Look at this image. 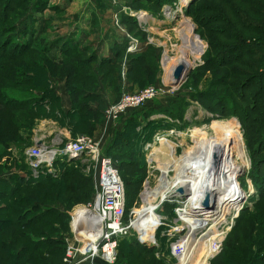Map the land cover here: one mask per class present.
Returning a JSON list of instances; mask_svg holds the SVG:
<instances>
[{
    "label": "rangeland",
    "instance_id": "1",
    "mask_svg": "<svg viewBox=\"0 0 264 264\" xmlns=\"http://www.w3.org/2000/svg\"><path fill=\"white\" fill-rule=\"evenodd\" d=\"M39 1L42 9L38 12L33 11L36 0H28V9L18 8L8 15L9 21H17L29 11L18 22L19 34L29 26L33 35H43L47 43H52L59 36V39H65V35L71 36L74 32L77 34L73 35L74 39L81 38L84 46L89 48L87 56L84 55L87 58L92 48L103 53L108 47L122 53L112 67L99 68L95 63H89L91 78L89 74L87 77L94 83L90 93L97 95V100L89 103L103 113L100 121L95 123L93 133L89 132L91 117H75L70 113L71 104L67 105L69 111L66 112L64 99H54V92L69 97L66 84L54 75L50 76L46 68L32 69L35 85L45 92L39 98L48 99V103L32 113L36 115L32 126L23 128L27 126L24 125L18 129L17 140L8 149L0 147L1 166L9 164L0 174L8 178L15 173L26 176L29 167L24 162L25 154L38 138L45 146L62 148L79 136L91 137L99 143L100 155L110 157L117 168L125 192L123 221L127 226L134 224L137 213L144 208L142 199L146 192L151 193L147 202L152 206L158 204V197L167 189L168 197L153 212L160 221L156 226L158 229L154 227L156 230H153L154 243L147 244L148 239L140 238L134 231L135 225L122 240L155 249L153 254L140 258L136 264H179L184 238L189 231L188 222L192 221L187 222L189 219L184 216L187 197L183 196V191L170 194L174 180L181 174L175 171L176 165L182 163L187 151L197 149L199 139L214 137L215 128L230 129L239 138L245 168L233 176L237 192L224 218L225 223L213 231L208 228L196 235L205 241L213 234L222 239L213 247L214 256L207 264H264V88L261 86L262 96L248 111L243 126L233 116L231 106L234 103L240 110L248 107L250 103L239 102V95L243 98L241 93L244 94L246 89L239 83L246 82L247 76L254 75L252 72L256 69L262 71L257 72L261 79L264 61L261 64L258 59L252 61L243 55L226 67L219 66L226 51L238 45V39H246V45L250 47L254 42L252 39L261 37L257 28H264V0H194L191 4L192 0H160L156 4L155 0ZM127 19L135 20L136 24ZM186 22L190 24L187 28ZM125 40L126 51H123L118 43ZM35 49L38 50L35 46L32 51L36 54ZM2 53L0 81L13 85L22 96L32 94L28 84H14V79L20 80L22 75L4 77L3 68L20 61L17 58L11 62L7 59L12 57H3ZM84 56L77 58L82 60ZM179 65L190 70L184 82L174 85L172 74ZM64 78L68 83L76 84L85 80L83 73L65 75ZM247 84L246 94L258 90L254 82ZM61 85L64 90L60 89ZM254 86L256 88L252 89ZM149 89L154 96L140 107L120 115L112 113L109 118L104 116L105 111L118 105L123 95H135ZM245 97L246 101L252 98ZM2 108L6 110V107ZM1 117L5 121L8 118L7 115ZM68 162H54V175L44 176H51L53 180L45 181L46 178L42 177L32 179L30 184L12 180L18 190L15 198H24L23 193L28 192L35 195L39 192L40 196L21 203L14 202L12 197L0 200L1 260L8 258V264H23L26 259L30 260L27 264H61L62 260L63 264L66 250L75 241L72 218L77 209L81 211L91 202L95 178V165L91 161L76 160L71 166ZM167 164L169 170L165 175L163 166ZM194 177L195 170L191 179ZM77 181L82 183L78 190L75 189ZM208 203L211 208V201ZM34 205L36 208L21 217V213ZM48 209H55L63 215L49 213L25 228L29 225L26 223L28 217H37ZM151 218L149 215L148 219ZM29 235L35 239L45 237L52 240L37 250L32 248ZM13 239L16 242L11 245L9 242ZM175 243L173 249L177 258L170 255ZM198 252L200 248L195 250L191 264L198 261ZM36 259L40 262H35Z\"/></svg>",
    "mask_w": 264,
    "mask_h": 264
},
{
    "label": "trees",
    "instance_id": "2",
    "mask_svg": "<svg viewBox=\"0 0 264 264\" xmlns=\"http://www.w3.org/2000/svg\"><path fill=\"white\" fill-rule=\"evenodd\" d=\"M27 1L28 0H0V27H1L0 47H2L0 53L5 52V53H2L3 57L5 56L12 57L11 59H7L11 62L17 58H18L17 61L18 60L20 61V63L16 65L11 64V63L7 64V67L5 66L3 68V71L6 72L4 74V77H7V78L14 77L15 78V77H20L22 75L23 76L22 79L20 80H17L18 78L14 79V82H15L14 84L15 85L17 84L19 85V83L28 84L30 86L29 88H31L30 92L32 93V94H28L27 96L23 94L22 96L19 94V93L22 94V92L17 91V89L15 88L13 89V85L11 84L7 85V82L0 81V147L3 149L5 148L8 149L11 143H14L17 140V131L18 129L21 128V126L27 125L23 127V128H27L33 125L32 119L34 117V120H35L36 115L33 116L32 113L34 112L36 113L35 110L43 108V106L46 103H48V99L39 98L45 92L43 93V90H41V88L38 85H35L34 77L32 76V72H31L32 69L36 68V70H38L39 67H42L44 69L46 68L48 72L50 73V76L54 75L58 80H60V82H63L66 84L65 86L69 94L70 104L72 106V110L70 111V113H73L75 117H79L81 115L84 118L91 117L92 119H89V122H91L89 132L93 133L95 130V125H96L95 123L100 121V119L103 116V113L97 110L95 107H93L89 103V101L91 100H97V95H95L94 93H90L94 89V88H91L94 83L90 79L91 75H90V68H89L90 64L89 63L93 62L99 68L103 66L112 67L117 62V58L120 56L119 53H122V51L117 52V51H114L115 49L110 48L109 49L110 56L106 57V56L100 55L99 49L92 48L91 51H89L90 53L92 52V55H90L89 53L88 58H87L86 52H88L89 48L84 46L83 40L81 38L74 41L75 36L73 37V35L76 34L74 32L71 34V36L68 34L65 35V39H59L60 37L59 36L58 38L54 39L52 43H47V40L45 39V36L43 35H41L42 37L40 36L37 37L36 35H33V33L30 31L29 26L28 28H26L19 34V32L17 31L18 22L20 21V19L26 17L29 11L25 12L26 15L17 21L16 20L9 21L10 18L8 17V15L18 8L28 9L27 4H26ZM38 1L39 0H36V3H37L35 4L36 8H34L33 10L35 12H38L42 9L41 3L40 1L39 2ZM137 1H140V0H137ZM159 1L160 0H155L154 4H156V2L160 3ZM193 1L194 0H192L190 4ZM127 21L136 24L135 20L127 19ZM257 31H259L257 33L258 36H261V37H258L255 40L252 39L251 41L252 42L254 41V42L250 47H247L249 44L246 45V41H247L246 39L244 38L238 39L237 40L238 45L234 49H229L228 51H226V53L223 55L221 59V64H219V66L222 65L226 67L230 63H233V61H236L240 59L241 57H243V55L248 56V58L252 61H254V59H258V62L262 64L264 61V58H263L264 57V28L259 26L257 28ZM23 35H24L23 37L24 39L23 38L20 39ZM118 44L121 45L120 46L121 50L126 51L125 48L127 45V40L122 41V43H118ZM35 46L38 48L37 51L35 49L36 54L34 53V51H32L33 47L35 48ZM6 52L7 53L9 52L10 55H7ZM241 52H243V54ZM24 55L26 56L23 57ZM82 56H84L82 60H79L77 58V57L82 58ZM227 56H231V57H229V59L227 58V60L224 62L223 58ZM23 58L24 60H22ZM44 60H45V63L42 62ZM257 72L262 73L261 70L257 71L256 69V71L252 72V73H255L254 75L247 76L248 79L246 82L240 81L239 83L240 87L246 88L244 91V94H246V91L248 89L247 83H250V81L254 82L258 86L257 87L258 90L253 91L250 95H249L250 91L247 92L246 95L251 96L252 97L251 100L246 101L247 97H245L246 95H244L243 93H241L243 98L241 97V95H239V102L242 101L244 103H250L248 107L246 109L244 108L240 110L239 107L235 106L234 103L233 105H231L234 111L233 116H236L238 118L241 126H243V121L247 120L248 111L252 109V107L255 105V101L260 99V97L262 96L260 88L261 86L262 88H264V74L261 75V79H260L259 78L260 75H258ZM81 73L84 74V78H85V80L81 83L80 82L77 84L73 82L68 83L66 79L64 78L65 75H70V74L75 75V74H81ZM87 75L88 77H90L89 79ZM17 81H20V82H17ZM255 88L256 86L252 87V89H255ZM49 90H53V88L49 87ZM37 91H39L38 93L40 95L38 93L36 94ZM238 94L239 93H237L236 95ZM56 98L57 97L55 96V93H54V99ZM2 107H6V110H4ZM237 111H240V113L236 114ZM21 113L24 114L22 117L20 115ZM2 115L8 116L6 121L3 119V117H1ZM77 160H80V159H77ZM75 161L76 160H70L69 162L67 161L68 166H71V164H74ZM1 165L3 164L2 163L0 164V173L2 172V170L5 169V167L7 169L8 168L7 165L9 164L6 163L4 166H1ZM67 168H70V167H67ZM44 176L45 175L40 176L39 178H42ZM44 178H46L44 179L45 181L53 180L51 179V176H46ZM32 179L33 178H31L30 172H27L26 176L25 175L22 176L20 174L15 173V175H11L10 178L4 177L2 176V174H0V200H10V197H12L11 199H13L14 202L18 201L19 203H21L23 201H28L32 198H37L38 196H40L39 192H37L36 195L30 192L23 193L24 198L20 197L19 199H17L14 197L15 192L18 190L17 188H15L14 185H12V180L17 181L18 183H21V182L24 183L25 181H28V184H30L32 183ZM79 186H82V183L77 181L75 189L78 190L82 188ZM90 192L91 191L89 189V193ZM92 194L94 195V189H93ZM93 195H92V198H93ZM34 208H36L35 205L34 207H31V208L29 207V209L21 213V217L26 216ZM8 209L9 208H7L6 210ZM53 212H57L59 215H63V213H60L59 211L55 209H48V210L41 211L40 215H37V217L32 216L30 218L28 217L29 219L28 218L26 219V223H28L29 225H26L25 228H29V226L33 224L35 221L39 220L40 218L46 217L49 213H53ZM13 214L15 213L13 212ZM142 237L149 240V238L146 236H142ZM28 239H29V242L32 244L31 245L32 248H35L37 250L39 248H42L43 246L48 245V242H47L48 240L50 241L52 240V239H47L45 237H42V239H35V238H31L30 235L28 236ZM123 239H121L118 243L117 260L114 264H136V261L140 260V258L146 255H151L153 254V252H155V249H151V247H147V246L145 247L141 244H138L137 242L122 241ZM13 240L14 241L9 242L11 245H14L16 242L15 239ZM58 242H59L58 244L61 243L60 240H58ZM139 242H142V241H139ZM22 249H20L19 255L22 254L21 252ZM7 256L8 255L3 256V257H7ZM6 261L0 259V264H8L9 262L8 258ZM29 261H30L29 259H26V261H24L23 264H27V262ZM35 262L39 263L40 259H36ZM39 264H44V263H39ZM61 264H62V260H61ZM93 264H106V263H104L98 258H95L93 261Z\"/></svg>",
    "mask_w": 264,
    "mask_h": 264
},
{
    "label": "bare ground",
    "instance_id": "3",
    "mask_svg": "<svg viewBox=\"0 0 264 264\" xmlns=\"http://www.w3.org/2000/svg\"><path fill=\"white\" fill-rule=\"evenodd\" d=\"M185 24L186 28L190 26L187 22ZM214 135L216 138L199 139L197 149L191 152L187 151L183 155L182 163L176 165L175 171L178 170L181 174L178 179L174 180L173 190L170 194H181L183 191V196L187 197V210L184 212V216L189 219L187 222L192 221V223L188 222L189 231L184 238V249L179 258V264H191L194 252L199 248L198 261L195 264H207L209 259L214 256L213 247H216L222 240L221 237L213 234L208 236L209 238L205 241L203 238L197 237V233L208 228L213 231L225 223L224 218L231 208L232 199L237 192L233 176L245 168L246 163L237 135L226 128L225 130L215 128ZM169 148L173 150L172 146ZM234 155L236 159L233 158ZM163 167L165 174L169 170V165ZM194 170L196 177L191 179ZM180 190H182L181 193L178 192ZM166 192L167 189L158 197V204L152 206L147 202L151 193L144 194L142 200L145 206L137 213L134 224L132 223L135 225L134 231L139 233L140 238H144L142 236L150 238V235L152 237L153 230L160 223L153 212L161 201L168 197ZM206 195L211 201V208H209V203L206 207L202 206V200ZM79 210L75 211L74 221H80L82 217L87 219L90 216V212L85 209ZM149 215L152 217L151 220L148 219Z\"/></svg>",
    "mask_w": 264,
    "mask_h": 264
},
{
    "label": "built area",
    "instance_id": "4",
    "mask_svg": "<svg viewBox=\"0 0 264 264\" xmlns=\"http://www.w3.org/2000/svg\"><path fill=\"white\" fill-rule=\"evenodd\" d=\"M153 94L149 89L135 95H123L118 105L110 111H105L104 116L109 118L112 113L120 115L129 109L138 108L150 100ZM77 159H87L95 165L94 195L92 201L83 208L90 212L87 219L82 217L80 221H74V213L71 225L75 241L66 250L63 264H80L84 261L93 264L95 258L106 264H114L117 260L118 243L127 237L132 223L127 226L123 221V184L113 161L100 155L99 143L82 135L62 148L33 145L26 151L24 162L29 167L31 178L37 179L43 175H54L56 161L63 163ZM153 240L154 232L151 240L145 242L153 244ZM176 245L177 243L170 251V255L174 257L176 254L173 248Z\"/></svg>",
    "mask_w": 264,
    "mask_h": 264
},
{
    "label": "water",
    "instance_id": "5",
    "mask_svg": "<svg viewBox=\"0 0 264 264\" xmlns=\"http://www.w3.org/2000/svg\"><path fill=\"white\" fill-rule=\"evenodd\" d=\"M189 70H190V69H184L183 66H180V65L177 66V67L175 68V70L173 71V74H172V77H173V84H174V85H179V84H181L182 82H184L185 79H186V77H187V75H188V73H189ZM34 146H36V147H41V144H40V142H36V143L34 144ZM178 192L181 193V190L178 191ZM208 201H209L208 196H207V195L204 196V198H203V200H202V206H203V207H206V206L208 205Z\"/></svg>",
    "mask_w": 264,
    "mask_h": 264
},
{
    "label": "crops",
    "instance_id": "6",
    "mask_svg": "<svg viewBox=\"0 0 264 264\" xmlns=\"http://www.w3.org/2000/svg\"><path fill=\"white\" fill-rule=\"evenodd\" d=\"M74 38H75V37H74ZM76 40H77V39H74V41H76ZM109 49H110V48L106 47V48L103 50V51H104L103 53L100 52L101 55H102V56H110V55H109ZM61 83H62V82H61ZM60 89H61V90H64L65 88L63 89V87H62V85H61V86H60ZM53 90H54V89H53ZM54 93H55V96L57 97L56 99H61V101H63V99H64V104H63L64 107H65L64 110H65L66 112H68V111H69V107H67V105L69 106V104H70V101L68 100L69 97L66 96L65 94H57L56 92H54ZM46 107H48V106H46ZM46 107H45V108H46ZM48 110H49V109H48ZM55 113H56L57 115L59 114L58 111H55ZM97 132H98V131H97ZM40 141H41V138H40V139L38 138V140H36L35 143H36V142H40ZM40 144H41V142H40ZM42 144H43V143H42ZM80 264H89V263L86 262V261H84V262H81Z\"/></svg>",
    "mask_w": 264,
    "mask_h": 264
}]
</instances>
